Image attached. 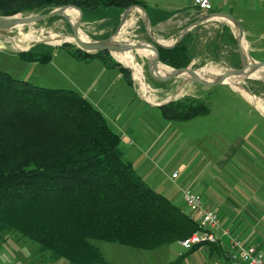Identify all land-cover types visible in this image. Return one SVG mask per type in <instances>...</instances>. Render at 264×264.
Wrapping results in <instances>:
<instances>
[{
	"label": "trees",
	"instance_id": "16d2710c",
	"mask_svg": "<svg viewBox=\"0 0 264 264\" xmlns=\"http://www.w3.org/2000/svg\"><path fill=\"white\" fill-rule=\"evenodd\" d=\"M63 5L78 7L83 21L99 22L110 31L96 36L98 40L116 30L129 7H141L151 26L173 14L143 0H0V15L45 13ZM75 7H67L74 22L79 16ZM141 43L140 49L153 58L148 43ZM62 45L73 58H96L117 68L132 84L130 69L108 51L87 53L74 44ZM42 47L36 44L15 53L27 61L47 62L53 51ZM194 47V35L187 32L173 46L158 47L159 63L169 70L187 67ZM210 51L218 61L220 47L212 45ZM231 65L238 67L239 62ZM158 110L164 119L178 121L210 112L206 101L190 95L161 104ZM198 230L191 213L135 171L124 158L120 134L82 94L37 85L0 69V239L7 233L20 235L67 264H108L94 240L152 250ZM197 248L193 245L189 251Z\"/></svg>",
	"mask_w": 264,
	"mask_h": 264
},
{
	"label": "crops",
	"instance_id": "0c3cea01",
	"mask_svg": "<svg viewBox=\"0 0 264 264\" xmlns=\"http://www.w3.org/2000/svg\"><path fill=\"white\" fill-rule=\"evenodd\" d=\"M143 1L148 6L173 13L169 19L174 18L177 21L176 26L179 28V33L174 35V40L185 29H187L186 33H193L195 29H213L214 36L211 39V46L220 47L222 43L229 44L233 40L237 42L242 37L247 44L249 56L260 60L252 56L251 53L261 52L264 49V0H210L212 10L208 12L198 10L193 5V0ZM230 9L239 29L230 20L218 15L219 13H228ZM193 35L194 41L197 40L195 33ZM168 36L172 38L173 35L169 34ZM239 45L241 44L237 42L238 50ZM241 48L245 49V46L241 45ZM0 50L5 49L0 48ZM5 51L22 59L15 51ZM66 53L76 62L69 68V70L73 69V73L78 76L76 81L70 80L72 87L104 115L110 126L120 134L121 142L122 139L125 140L124 147H121L123 155L127 156L126 159L132 163L133 168L142 179L151 188L163 193L174 204L187 212L190 211L184 204L181 189L190 188L200 194L204 205L214 210L219 216L220 227L214 231V234L220 238V244H205L194 251L183 248L179 241L161 245L151 250L156 252L158 264H243L235 250L230 247L228 236L224 235L223 231H228L230 235L237 237L243 243L253 245L264 252V144L257 147L245 146L242 137L230 142L223 135L217 137V141H215L218 145L217 151H201L195 145L188 144L186 149L181 148L180 160L178 159L176 162L177 169L171 171L169 175L168 163L174 158V155L172 157L167 155L166 148L163 152L159 145L162 137L168 132L160 130L156 133H148L150 137L153 136L150 141L139 130L141 128H134L133 122L136 119L125 114V105L120 106L123 100L120 93L122 89L118 86L113 87L115 82L124 81L129 87L132 84L129 85L124 80L117 68H108L96 58L76 59L68 52ZM210 53L212 56V52ZM54 57L55 52L47 62L25 61L30 64L34 62L48 64L53 61ZM144 57L152 60L149 54ZM196 58L199 62L207 59L205 54L201 53ZM194 60L195 58L191 62L194 63ZM155 68L158 71L171 72L160 63H157ZM219 69L222 71L221 68ZM209 71L217 73L212 65L193 70L198 77ZM186 74H177L176 77L186 80L188 78H185ZM133 98L135 96L132 92L127 104L131 105ZM138 98V101L143 104V111L148 113L151 109H157L150 107L140 97ZM260 116L264 118V116ZM158 119H161L159 121L162 123L168 121L161 114ZM179 139L181 146L188 142L185 136L179 135ZM135 140H141L148 147L138 150ZM253 153L259 154L258 159L256 156L248 155ZM174 172L177 173L176 177L171 176ZM100 251L108 264H118L108 261L101 249ZM136 253L140 255L139 253L143 252ZM144 258L140 259L144 260ZM132 261V259L131 261L127 260L125 264H131ZM138 264L149 263L148 261H139Z\"/></svg>",
	"mask_w": 264,
	"mask_h": 264
},
{
	"label": "rangeland",
	"instance_id": "374dc122",
	"mask_svg": "<svg viewBox=\"0 0 264 264\" xmlns=\"http://www.w3.org/2000/svg\"><path fill=\"white\" fill-rule=\"evenodd\" d=\"M39 13H42V11L21 12L14 15L21 17ZM122 17L117 27L118 29L109 34V39L120 41V43L130 41L137 44L144 40L146 42L155 40L160 44L170 45L175 41L174 35L179 33V28L176 26L177 21L174 20V18L159 23L156 26H150L144 11L138 7L130 8ZM67 21L68 20L62 16H57L56 19L50 22L39 21L35 23H25L19 29H0L1 49L18 51L22 48L23 50L29 49L36 44H43L44 47L40 48V50H45V47H50L52 51L55 52V57L51 63L44 64L34 62L30 64L19 57L10 55L5 50H0V69L7 71L15 78L25 79L44 87L74 89L70 80L76 81L78 76L73 73V69L69 70V68H71L70 66L76 63L74 59L69 57L66 53L69 48L63 47L62 44L64 41L54 45L47 39L52 33L62 36L65 34L71 35L70 24ZM98 25L99 22H85L82 20L79 27L88 37L89 41H93L98 40L95 39L96 36L110 33L108 29L100 28ZM120 29L121 32L119 31ZM28 33H33L34 37L25 42V39L22 37L24 34ZM193 33H195L197 40H195L196 42L194 41L195 60L194 63H192V61L189 64L191 69L194 70L212 65L221 68L222 72L226 73L231 67H234L231 65L234 61L239 62V66L235 68H241L242 60L237 47V42L241 44V41L238 40L237 42L235 41V43L230 42L231 44L222 43L219 51V59L218 61H213L210 53L211 39L214 36L213 29H195ZM169 34L173 35L172 38L168 36ZM78 37L82 40L80 36ZM66 41L68 42L65 43L74 44V41ZM17 43L21 48L15 46ZM246 45L245 49H243L246 59L249 58L250 61H264V49L261 52L251 53L252 56L260 59L255 60L251 56H248ZM200 53L205 54L207 58L204 60L205 64L202 66H199L201 61L199 62L196 58L199 57ZM111 57L114 60H120L117 56L111 55ZM124 57L130 60V62L135 63L142 72L145 81V91L141 90V82L133 77L132 68H129L132 85L129 87L124 81H121L119 83L115 82L113 86H118L122 89L120 93L123 100L120 106L125 105V114L136 119V121L134 120L135 123L133 122L134 128H141L139 130L142 131L143 135L148 137L150 141L153 136L150 137L148 133H156L160 130H166L168 132L167 135L162 137L159 145H161V150L163 152L166 148L167 155L171 157L174 155V158L168 163L169 175L171 171L177 169L178 164L176 162H178V159L180 160L181 148L186 149L188 144L190 146L195 145L201 151H217L218 145L215 141H217V137L219 138L222 135L230 142L242 137L245 141V146L250 145L251 147H257L260 144H264V118L260 116H264L263 75L249 74L245 70H240L234 74L238 82L243 84V87L247 91H250L256 96L253 98L257 101L258 107L261 109L258 111L254 108L255 106L251 101H247L237 88L225 80L221 84L210 87L194 80H185L179 77L157 81L150 76L148 71L149 59L144 57L142 53H139L135 49H131L124 51ZM149 64L151 72L155 75L162 76L168 74L165 71L156 70L151 59L149 60ZM215 75L218 74L209 71L203 73L200 77L205 78V80H212L214 79L212 76ZM248 87H253L256 91L252 92ZM132 92L135 98L132 99V104L129 105L127 101ZM185 95L194 96L206 101L209 105L210 112L205 115L194 117L188 121L168 120L166 123L159 121L161 119H158V117H160L158 106L179 99ZM138 97L147 102L150 107L157 109H151L148 113L147 111H143V104L138 101ZM147 97L150 99L149 101L146 99ZM179 135L187 137L188 142L183 143L181 146L178 141L180 140ZM152 141L154 142V140ZM124 145L125 140L122 139L121 147H124ZM135 145L138 150H144L148 147L141 140H135ZM248 155L253 157L256 156V159L259 157L258 153ZM124 158L126 159L127 156L124 155ZM93 243L102 250L108 261L125 264V261H131L132 259L133 261L131 264H138L139 261H148L149 264L159 263L155 251L134 249L117 243H108L99 240H94ZM138 251L143 253H139L140 255H138L136 253ZM0 257L9 264H67V261L63 258L53 259L49 256L47 251H40L39 245L36 242L13 233H7L3 235V239H0ZM141 257H145L144 260H141ZM243 264L245 263L243 262Z\"/></svg>",
	"mask_w": 264,
	"mask_h": 264
},
{
	"label": "water",
	"instance_id": "95a60500",
	"mask_svg": "<svg viewBox=\"0 0 264 264\" xmlns=\"http://www.w3.org/2000/svg\"><path fill=\"white\" fill-rule=\"evenodd\" d=\"M67 6L75 7V6H72V5H63V6L54 8V9L50 10L49 12L26 15V16H24L22 18H19V19L14 18V16L16 14L13 15V16H2V15H0V29H8V28L12 27L13 25H15L17 23H35V22L43 21V20H46V19H49V18H52V17H55V16H62V17H64V15L62 14V11ZM135 7H138L140 9H142L139 6H135ZM75 8L79 12L78 19H77V21L75 22L74 25H72L69 21L68 22H69L70 28H71V33L70 34L73 37V39H74V45L77 48H79V49H81V50H83V51H85L87 53H97L99 51H108L111 54L112 51H116V52H119V51H127V50L138 49V48L142 47V44H140V43H137V44L111 43V42H109L110 41L109 37H107L105 39H99V40H93V41H87V42L80 40L79 37H78V34H77V30H78V28H79V26H80V24L82 22L83 15H82V11L78 7H75ZM130 8L131 7L127 8L123 12V14L127 10H129ZM144 13L146 15V18L148 19L147 13L145 11H144ZM123 14H122V16H123ZM218 15L221 16V17H224V18H226V19H228L230 21L236 22V20L232 16V10L231 9L229 10L228 13H219ZM122 16H121V18H123ZM121 20L122 19H120V21ZM236 24H237V22H236ZM237 27H238V25H237ZM116 29H118V28H116ZM186 30L187 29H185L181 33V35L172 44H170V45L160 44V43H158L155 40H151L150 42H147L148 45H149V48L151 50H153L154 53H155V57L153 59V65H154V67H156L157 63L160 62L159 61V51H158V47L168 48V47L173 46L175 43H177L178 41H180L182 39V37L186 33ZM239 34H240V32H239ZM65 42H68V41H64L63 43H65ZM26 50H28V49H26ZM18 51H25V50H18ZM239 53H240V58L242 60V66H241V68L231 67L228 72H226V73H224L222 75H219L215 79H212V80H205V79H201V78L197 77L195 75V73L193 72V69H191L189 67V65L187 67H184V68H171L172 71L169 74H167L166 76H159V75H155L154 73L151 72L150 67H149L150 64H149V60H148V71H149L150 76L154 80H157V81L169 80V79H172V78L176 77L177 72H179V71H187L192 76V79L191 80H194L196 82H199V83H201L203 85H206V86H209L210 87V86H214V85H218V84L223 83L226 76L235 74L238 71L243 70L245 68H254V69H257V68H260V67H264V62H261V61H254L253 60V61H249L248 62L247 59L245 58L246 56H245V54L243 52V49L241 48V45H239ZM117 62H119V61H117ZM119 63H121V62H119ZM125 67H127V66H125Z\"/></svg>",
	"mask_w": 264,
	"mask_h": 264
},
{
	"label": "built area",
	"instance_id": "2783aa9c",
	"mask_svg": "<svg viewBox=\"0 0 264 264\" xmlns=\"http://www.w3.org/2000/svg\"><path fill=\"white\" fill-rule=\"evenodd\" d=\"M193 5L201 12H208L212 10L210 0H193ZM135 7V6H132ZM131 7V8H132ZM177 173H172V177H176ZM181 195L184 204L189 208V213L199 223L200 230L194 231L188 237L180 240V244L185 249H190L193 245H198L199 248L204 246V243H218V238L214 231L220 227V219L218 214L207 208L200 196L190 188H182ZM223 234L228 236L230 247L235 250L239 259L245 264H264V252L253 245H247L239 240L237 237L230 235L228 231H223ZM0 264H9L0 257Z\"/></svg>",
	"mask_w": 264,
	"mask_h": 264
},
{
	"label": "bare ground",
	"instance_id": "6f19581e",
	"mask_svg": "<svg viewBox=\"0 0 264 264\" xmlns=\"http://www.w3.org/2000/svg\"><path fill=\"white\" fill-rule=\"evenodd\" d=\"M68 7V6H67ZM64 8L63 9V15H64V17L66 18V20H68L72 25H74L75 24V22L71 19V17H70V13H69V9L68 8ZM133 12H134V10H133ZM131 13V12H130ZM143 13V12H142ZM126 16V15H125ZM22 17H24V16H21V17H19V16H14V18H17V19H19V18H22ZM63 17V18H64ZM130 17H131V15H130ZM67 21V22H68ZM230 22H232V24H234V26H237V24H236V22H234V21H230ZM23 24H25V23H17V24H15V25H13L12 27H10V28H20ZM132 24V23H131ZM130 24V25H131ZM124 27V26H123ZM236 28V27H235ZM237 29H239V28H237ZM120 32H121V29L119 30ZM119 32V33H120ZM118 33V34H119ZM77 34H78V36H80V38L83 40V41H85V42H87V41H89V39H88V37L82 32V30L80 29V27L78 28V30H77ZM34 37V35H33V33H28V34H24V36L22 37L23 39H25V42H26V40H31L32 38ZM41 38V37H40ZM48 39V41L51 43V44H54V45H56V44H58V43H61L62 41H66V40H71V41H74V39H73V37L71 36V35H69V34H65V35H60V34H54V33H52V34H50L49 35V37L47 38ZM124 39V38H123ZM160 41V40H159ZM239 41H241V45L244 47L246 44H245V41H244V39L242 38V37H240V39H239ZM109 42H111V43H120V41H117V40H111L110 39V41ZM171 42V41H170ZM124 43H128V44H134V43H132V42H130V41H126V42H124ZM164 43V42H163ZM140 44H142V46L144 45L143 43H140ZM162 44V43H161ZM15 46H17L18 48H21L19 45H18V43L17 44H15ZM21 50H23V48L21 49ZM136 51H138L139 53H142L143 55H146L147 56V54L143 51V50H141L140 48H138V49H135ZM112 55L113 56H117V57H119L120 58V60H118L119 62H121L124 66H127L128 68H132V71H133V77L135 78V79H137L139 82H141V85H140V87H141V90L142 91H145V89H144V87H145V81H144V79H143V75H142V72L140 71V69L137 67V65L135 64V63H132V62H130V60H127L125 57H124V51H119V52H116V51H112ZM249 56V55H248ZM247 56V57H248ZM154 57H155V53H154V55H153V58H152V61H153V59H154ZM247 61L249 62L250 61V59L249 58H247ZM212 68L219 74V75H222V74H224V72H222L218 67H216V66H212ZM243 70H245V71H247L249 74H261V75H263L264 76V67H260V68H257V69H254V68H245V69H243ZM172 71V70H171ZM170 73V72H169ZM168 73V74H169ZM179 73H187L186 74V76H185V78H187L186 80H191L192 79V76H191V74L189 73V72H187V71H179V72H177V74H179ZM196 75V74H195ZM219 75H215V76H212L214 79L217 77V76H219ZM163 76H166V75H163ZM197 76V75H196ZM198 77V76H197ZM199 78H201V77H199ZM201 79H205V78H201ZM225 81H227V82H229V83H231L235 88H237V90L248 100V101H251L252 102V104L255 106L254 108L256 109V110H261L259 107H258V104H257V101L253 98V97H256L254 94H252V93H250L249 91H247L244 87H243V84H241V83H239L238 82V79L236 78V76H234V74H232V75H229V76H226L225 77V79H224ZM242 80V79H241ZM147 91V90H146ZM148 101L150 100L148 97L146 98Z\"/></svg>",
	"mask_w": 264,
	"mask_h": 264
}]
</instances>
